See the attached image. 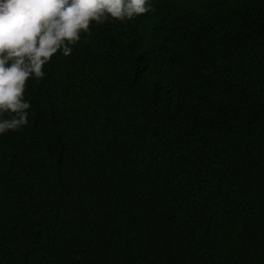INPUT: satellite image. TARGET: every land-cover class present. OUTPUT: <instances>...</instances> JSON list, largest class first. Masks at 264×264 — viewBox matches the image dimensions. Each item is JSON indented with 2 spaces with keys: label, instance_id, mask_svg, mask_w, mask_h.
<instances>
[{
  "label": "trees",
  "instance_id": "obj_1",
  "mask_svg": "<svg viewBox=\"0 0 264 264\" xmlns=\"http://www.w3.org/2000/svg\"><path fill=\"white\" fill-rule=\"evenodd\" d=\"M151 7L28 81L0 264H264V0Z\"/></svg>",
  "mask_w": 264,
  "mask_h": 264
},
{
  "label": "clouds",
  "instance_id": "obj_2",
  "mask_svg": "<svg viewBox=\"0 0 264 264\" xmlns=\"http://www.w3.org/2000/svg\"><path fill=\"white\" fill-rule=\"evenodd\" d=\"M152 11L151 0H0V136L29 123V80L58 52L67 57L93 24Z\"/></svg>",
  "mask_w": 264,
  "mask_h": 264
}]
</instances>
